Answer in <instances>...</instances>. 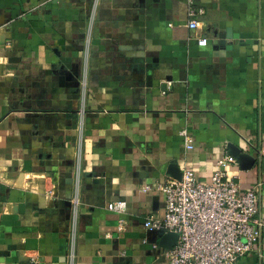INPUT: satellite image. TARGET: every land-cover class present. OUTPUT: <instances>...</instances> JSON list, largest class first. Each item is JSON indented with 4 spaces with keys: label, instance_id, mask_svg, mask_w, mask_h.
<instances>
[{
    "label": "crops",
    "instance_id": "crops-1",
    "mask_svg": "<svg viewBox=\"0 0 264 264\" xmlns=\"http://www.w3.org/2000/svg\"><path fill=\"white\" fill-rule=\"evenodd\" d=\"M233 152L264 222V0H0V264H167L145 188Z\"/></svg>",
    "mask_w": 264,
    "mask_h": 264
},
{
    "label": "built area",
    "instance_id": "built-area-1",
    "mask_svg": "<svg viewBox=\"0 0 264 264\" xmlns=\"http://www.w3.org/2000/svg\"><path fill=\"white\" fill-rule=\"evenodd\" d=\"M188 26L195 30L199 23L192 19ZM207 44L205 38L198 41L199 46ZM181 136L187 149L192 150L193 139L188 131L183 130ZM236 163L232 156H224L217 161L216 170L205 183L193 171L185 170L180 180L157 182L145 188V191L160 192L165 207L163 218L145 219V229L159 236H178L176 245L164 250L167 264H236L260 243L264 234L256 200L260 184L242 192L240 185L227 174V168ZM109 210L123 215L127 203L115 202ZM124 224L120 221L119 231L124 230Z\"/></svg>",
    "mask_w": 264,
    "mask_h": 264
},
{
    "label": "water",
    "instance_id": "water-1",
    "mask_svg": "<svg viewBox=\"0 0 264 264\" xmlns=\"http://www.w3.org/2000/svg\"><path fill=\"white\" fill-rule=\"evenodd\" d=\"M220 37L221 39L224 38L222 35ZM231 156L239 163H242V161L245 160V158L247 157V155L242 154L240 152H233ZM180 179L181 178H179L178 180ZM161 236L162 238L160 241V245L164 250H171L176 245L177 240H178V236L176 234H166V235H161Z\"/></svg>",
    "mask_w": 264,
    "mask_h": 264
}]
</instances>
